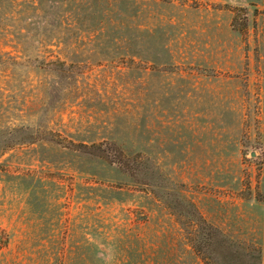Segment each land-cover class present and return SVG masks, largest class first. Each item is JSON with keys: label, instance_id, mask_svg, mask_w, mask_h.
<instances>
[{"label": "rangeland", "instance_id": "rangeland-1", "mask_svg": "<svg viewBox=\"0 0 264 264\" xmlns=\"http://www.w3.org/2000/svg\"><path fill=\"white\" fill-rule=\"evenodd\" d=\"M0 264H264V0H0Z\"/></svg>", "mask_w": 264, "mask_h": 264}, {"label": "trees", "instance_id": "trees-1", "mask_svg": "<svg viewBox=\"0 0 264 264\" xmlns=\"http://www.w3.org/2000/svg\"><path fill=\"white\" fill-rule=\"evenodd\" d=\"M79 146H83L86 148L87 151L93 152L97 155L103 156L111 161H117L122 165H127V156L125 152L120 148V150L116 149V151L113 154H110L108 151L111 149H114V144L112 142V145L109 147H105L104 142H92V143H85V142H79L77 143Z\"/></svg>", "mask_w": 264, "mask_h": 264}]
</instances>
